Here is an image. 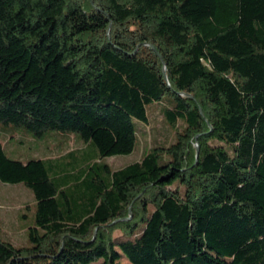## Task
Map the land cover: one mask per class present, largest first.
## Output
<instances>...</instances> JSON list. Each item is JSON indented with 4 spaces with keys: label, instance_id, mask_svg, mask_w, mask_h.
<instances>
[{
    "label": "trees",
    "instance_id": "obj_1",
    "mask_svg": "<svg viewBox=\"0 0 264 264\" xmlns=\"http://www.w3.org/2000/svg\"><path fill=\"white\" fill-rule=\"evenodd\" d=\"M154 104L174 137L113 168ZM7 127L96 150L52 176L0 139V179L36 199L0 264H264V0H0Z\"/></svg>",
    "mask_w": 264,
    "mask_h": 264
},
{
    "label": "rangeland",
    "instance_id": "obj_2",
    "mask_svg": "<svg viewBox=\"0 0 264 264\" xmlns=\"http://www.w3.org/2000/svg\"><path fill=\"white\" fill-rule=\"evenodd\" d=\"M1 131L5 151L14 159L51 158L56 166L50 168L51 175L79 170L87 160L95 158V146H88L76 134L51 130L45 136L35 137L23 128L7 127ZM138 147L130 154L105 157L103 160L113 168H120L141 159L156 138H173L174 133L166 124L159 104L150 107V123L140 125ZM72 149H83L78 156H62ZM67 159V160H66ZM49 162V161H48ZM69 162V163H67ZM36 223V199L30 187L23 182L11 183L0 179V227L6 240L17 246L29 245V229ZM121 264H132L124 254L119 259ZM92 264H99L94 261Z\"/></svg>",
    "mask_w": 264,
    "mask_h": 264
},
{
    "label": "water",
    "instance_id": "obj_3",
    "mask_svg": "<svg viewBox=\"0 0 264 264\" xmlns=\"http://www.w3.org/2000/svg\"><path fill=\"white\" fill-rule=\"evenodd\" d=\"M164 72H166V66H164Z\"/></svg>",
    "mask_w": 264,
    "mask_h": 264
}]
</instances>
